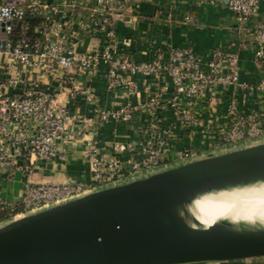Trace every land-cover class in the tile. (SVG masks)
Listing matches in <instances>:
<instances>
[{"label": "built area", "instance_id": "2783aa9c", "mask_svg": "<svg viewBox=\"0 0 264 264\" xmlns=\"http://www.w3.org/2000/svg\"><path fill=\"white\" fill-rule=\"evenodd\" d=\"M129 1L0 0V172L27 173L37 159L66 162L70 155L64 145L93 123H128L137 113L141 117L139 137L116 139L108 152L101 151L94 139H84L88 182L33 183L26 176L16 203L0 200V210H8L10 219L159 167L166 147L178 133L192 136L198 128L203 133L207 130L211 145H219L264 132V103L260 109L243 112L234 93L227 100V122L217 124L214 115L203 124L195 107L198 96L214 93L218 87L237 86L264 94V77L251 85L241 83L237 54L219 47L206 62L190 45L158 48L152 59L135 60L120 46L116 32V24L133 11ZM260 2L228 0L227 7L239 19L248 20L258 12ZM28 15L38 18L33 28ZM252 35L254 60L260 62L264 60V23L255 27ZM93 38L99 43L84 44ZM84 73L104 77L115 106H99L89 87L75 83V76ZM152 84L154 88L144 101L117 102L121 95L130 98ZM79 95L92 115L72 106ZM208 97L212 100L215 96ZM210 106L216 107L214 103ZM164 113L171 115L167 123ZM75 124L80 126L78 130ZM199 151L187 147L178 157L187 161Z\"/></svg>", "mask_w": 264, "mask_h": 264}, {"label": "water", "instance_id": "95a60500", "mask_svg": "<svg viewBox=\"0 0 264 264\" xmlns=\"http://www.w3.org/2000/svg\"><path fill=\"white\" fill-rule=\"evenodd\" d=\"M264 175V142L190 159L0 225V264H187L264 257V231L191 227V193Z\"/></svg>", "mask_w": 264, "mask_h": 264}, {"label": "crops", "instance_id": "0c3cea01", "mask_svg": "<svg viewBox=\"0 0 264 264\" xmlns=\"http://www.w3.org/2000/svg\"><path fill=\"white\" fill-rule=\"evenodd\" d=\"M228 0H130L133 11L127 19L116 24L117 37L120 46L123 47L135 60H149L154 57L158 48L166 49L169 46L183 47L190 45L206 62L214 48L235 53L238 56L239 81L251 85L264 77V60H254V36L255 27L264 23V0H261L258 12L248 20H241L227 7ZM100 38V36L97 35ZM127 41L128 45L122 44ZM99 43L98 38L86 39L85 45ZM76 84L80 87H89L96 101L101 107L112 108L116 100L106 91V81L100 74H77ZM151 85V84H150ZM149 86V85H148ZM154 85L142 89L139 94L130 98L123 95L117 98V102L129 99L133 104L144 101L153 89ZM219 88V87H218ZM235 93L241 111L260 109L264 103V94L250 92L237 86L219 88L218 92L209 93L215 97L211 100L206 93L196 98V111L203 124L214 115L215 124L222 123L226 116L228 98ZM208 95V96H209ZM65 94H60L63 98ZM83 96L79 95L72 101L76 111L86 115H92L90 106L83 102ZM208 101V102H207ZM210 102V103H209ZM216 105L215 109L209 105ZM164 123L171 119L169 113L163 114ZM141 123L140 114L133 116L128 123L115 121L95 122L84 133H78L77 138L64 145L70 155L66 162L58 159H37L27 173L21 170H13L11 173L0 172V200L14 204L19 200L25 177L33 183H63L82 182L90 180L88 165L85 158L84 139L92 138L101 151L108 152L110 144L116 139L135 140L139 137L138 127ZM75 124L74 128L79 129ZM209 131L201 132L198 128L194 135L188 136L178 133L163 154V160L159 167L140 170L132 175L124 176L115 184L126 183L143 178L149 174L177 166L186 162L178 157L180 150L200 148L205 152L217 145H211L213 141ZM83 137V138H81ZM264 142V141H263ZM210 145V146H209ZM244 147V146H241ZM236 148V147H235ZM229 148L220 152H208L192 159L215 155L232 150ZM199 153V152H198ZM188 161V160H187ZM10 218L0 220V225L10 221ZM195 264H264V257L244 258L220 262H199Z\"/></svg>", "mask_w": 264, "mask_h": 264}, {"label": "bare ground", "instance_id": "6f19581e", "mask_svg": "<svg viewBox=\"0 0 264 264\" xmlns=\"http://www.w3.org/2000/svg\"><path fill=\"white\" fill-rule=\"evenodd\" d=\"M177 211L191 227L264 231V175L191 193Z\"/></svg>", "mask_w": 264, "mask_h": 264}, {"label": "rangeland", "instance_id": "374dc122", "mask_svg": "<svg viewBox=\"0 0 264 264\" xmlns=\"http://www.w3.org/2000/svg\"><path fill=\"white\" fill-rule=\"evenodd\" d=\"M218 89L217 88V92H218ZM203 94H201L200 96H202ZM209 95V92H206L205 96ZM204 95L202 97H205ZM210 106V105H209ZM212 107V106H210ZM227 107V106H226ZM213 108V107H212ZM226 117L225 116V120L222 122V123H226ZM264 141V132L258 136H255V137H249V138H245L243 140H238V141H234V142H228V143H223V144H219L216 148H211L205 152H202V151H199V153L195 156H199L201 155L202 153H208L209 151L210 152H220V151H224V150H227L229 148H233L232 150L234 149H238L240 148L241 146H248V145H252V144H257V143H260V142H263ZM236 147V148H235ZM198 150H200V148H197ZM199 263V262H197ZM187 264H195V263H187Z\"/></svg>", "mask_w": 264, "mask_h": 264}, {"label": "trees", "instance_id": "16d2710c", "mask_svg": "<svg viewBox=\"0 0 264 264\" xmlns=\"http://www.w3.org/2000/svg\"><path fill=\"white\" fill-rule=\"evenodd\" d=\"M27 21L30 24L31 28H33L36 25V23L38 22V18L36 16L28 15ZM9 217H10V215H9L8 210H6V209L0 210V220H2L4 218H9Z\"/></svg>", "mask_w": 264, "mask_h": 264}, {"label": "clouds", "instance_id": "9594fccd", "mask_svg": "<svg viewBox=\"0 0 264 264\" xmlns=\"http://www.w3.org/2000/svg\"><path fill=\"white\" fill-rule=\"evenodd\" d=\"M5 15H7V13L5 12Z\"/></svg>", "mask_w": 264, "mask_h": 264}]
</instances>
